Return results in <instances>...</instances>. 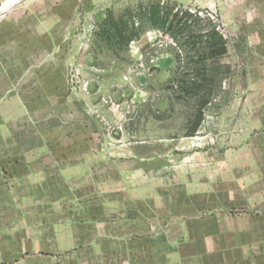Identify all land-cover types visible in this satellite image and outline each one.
<instances>
[{
  "label": "rangeland",
  "instance_id": "374dc122",
  "mask_svg": "<svg viewBox=\"0 0 264 264\" xmlns=\"http://www.w3.org/2000/svg\"><path fill=\"white\" fill-rule=\"evenodd\" d=\"M152 2L209 16L225 36L227 53L208 60L207 66H229V71L221 67L202 91L209 102L201 108L202 117L193 132L198 99L181 91L169 71L176 64L175 54L181 52L175 41L145 23L140 36L124 50L110 47L97 35L107 11L126 19L129 12ZM246 2L77 0L81 42L78 56L66 67L67 101L62 107L63 115L76 114L86 129L100 132L107 146L118 149L111 151V160L124 162L113 163L105 171L106 183H99V189H133L129 183L117 186L107 183L108 179L157 181V188L143 183L135 189L141 194L157 189L159 206L166 201H185L191 212L198 211L191 218V238L176 242L220 243L218 252L226 257L239 255L245 246L264 243V196L255 191L264 187V48L253 50L244 25L230 21ZM193 53L189 51L191 56ZM188 67L194 66L189 63ZM46 110L54 116L52 107ZM215 205L218 217L209 224L205 216ZM212 225L219 233L199 238L196 230ZM235 226H250L252 231L235 233ZM218 252L117 251L110 252V258L115 264H175Z\"/></svg>",
  "mask_w": 264,
  "mask_h": 264
},
{
  "label": "crops",
  "instance_id": "0c3cea01",
  "mask_svg": "<svg viewBox=\"0 0 264 264\" xmlns=\"http://www.w3.org/2000/svg\"><path fill=\"white\" fill-rule=\"evenodd\" d=\"M231 18L251 34L253 50L264 48V0H247ZM77 32V0H0V264H115L110 252L117 251L218 252L220 243L176 242L191 238L198 211L185 201L159 206L157 189H135L157 188V181L108 179L133 189L98 188L120 162L109 157L118 149L76 114H62ZM255 191L264 196V187ZM209 208L205 218L214 224L216 205ZM209 226L196 230L199 238L219 233ZM175 264H264V243Z\"/></svg>",
  "mask_w": 264,
  "mask_h": 264
},
{
  "label": "trees",
  "instance_id": "16d2710c",
  "mask_svg": "<svg viewBox=\"0 0 264 264\" xmlns=\"http://www.w3.org/2000/svg\"><path fill=\"white\" fill-rule=\"evenodd\" d=\"M136 20L139 21L137 25ZM144 23L167 33L181 50L175 54L176 64L169 71L181 91L198 99L193 132L201 120V108L209 102V97L202 91L219 75L221 67L229 71V66H207L208 60L214 61L227 53L226 40L209 16L201 17L196 12L179 7L174 9L161 2L141 6L139 11L129 12L126 19L124 16L116 18L112 11H107L104 20L98 24L100 30L97 35L110 47L124 50L130 41L140 36ZM191 50L193 56L189 54ZM182 51L185 54L182 55ZM194 55L195 58L191 59ZM189 63L194 67H188Z\"/></svg>",
  "mask_w": 264,
  "mask_h": 264
},
{
  "label": "built area",
  "instance_id": "2783aa9c",
  "mask_svg": "<svg viewBox=\"0 0 264 264\" xmlns=\"http://www.w3.org/2000/svg\"><path fill=\"white\" fill-rule=\"evenodd\" d=\"M224 36V35H223ZM225 37V36H224Z\"/></svg>",
  "mask_w": 264,
  "mask_h": 264
}]
</instances>
